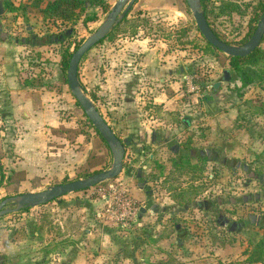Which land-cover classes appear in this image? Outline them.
<instances>
[{"label": "rangeland", "instance_id": "rangeland-1", "mask_svg": "<svg viewBox=\"0 0 264 264\" xmlns=\"http://www.w3.org/2000/svg\"><path fill=\"white\" fill-rule=\"evenodd\" d=\"M48 1L1 0L16 36L29 34V27L39 35L40 48L26 56L28 72L26 68L24 73L41 92L42 127L47 130L32 133V121L19 130L10 122L0 121L2 170L5 175L9 169L30 172L19 186L12 183L1 187L0 201L16 195L10 193L15 188L20 194L76 180L88 155L103 162L91 171L107 169L112 162L110 151L98 146L99 137L75 103L59 61L65 48L73 52L95 32L116 0H106L107 11L87 6L75 21L45 17L42 9ZM234 1L241 11L218 16L213 26L237 41L249 31L253 10L243 4L256 0ZM150 2L156 7L139 18L140 36L148 34L149 44L165 49L176 72L171 80L178 82L176 92L167 86L155 91L162 90L169 98L177 96L178 103L168 108L158 100L153 103L154 94L148 89L133 88L131 66L116 65L117 44L123 45L117 41L119 34L95 45L84 56L78 67L84 93L119 138L132 139V146H126L123 169L116 178L26 212L0 217V239L21 241L18 245L26 249L24 253L28 251L32 264H246L244 251L247 253L264 237V116L247 111L248 101L264 103V85L253 83L247 89L240 87L238 80L231 81L235 73L225 54L207 48L183 0ZM137 9L131 10L130 16ZM91 15L96 20L84 24L83 19ZM123 30L129 37L133 29ZM224 70L230 73L229 82L222 79ZM121 71L122 83L112 85ZM215 83H220L217 88ZM119 111L124 116L115 119ZM134 118L138 119L133 121L135 125L130 121ZM136 123L164 134L172 132L169 138L173 143L164 144L163 149L155 143L141 152ZM51 124L55 128L50 133ZM21 135L31 144L18 147ZM192 136L196 156L187 154V158L202 169L206 191L202 189L197 200L179 207L167 196L171 188L192 181L191 171L179 174L184 170L178 172L174 164L183 161L180 145ZM148 154L155 160L151 161ZM119 192L133 195L136 207L145 209L143 215L138 211L131 225L128 222L122 227L96 216L104 207L105 197ZM173 222L176 231L169 233Z\"/></svg>", "mask_w": 264, "mask_h": 264}, {"label": "crops", "instance_id": "crops-1", "mask_svg": "<svg viewBox=\"0 0 264 264\" xmlns=\"http://www.w3.org/2000/svg\"><path fill=\"white\" fill-rule=\"evenodd\" d=\"M150 1L151 0H138V1L135 0L130 10L126 14V16L135 17L138 14L139 17H141L142 13H145L146 11L150 12L152 8L156 7L155 4L154 6H151L152 4ZM7 6H8L7 8L8 11H10L11 10L10 4L7 3ZM136 6H138L137 11L130 16V13H132L131 10H133ZM159 6H161V4H159L158 7ZM3 14H5V16H3V18L2 17L0 18V121L2 123L10 122V126H12V128L14 129L16 128L17 130L21 129L26 122L32 121L33 123L32 133H34L35 131L39 132L41 128L47 130L45 127H42L41 107H43V104H41V95H40L41 92L40 90L34 87L33 83L28 82V80L26 79L27 75L24 73L26 68L28 72V65L24 64V61H26V56L28 55V53L34 52L36 48L38 49L40 48L41 42H39L40 41L39 35H36L35 32L32 33L33 31H35V29L33 27H29L27 28L29 29V34L28 33L27 35L20 34L16 36L17 31H14L15 29L14 23L10 22L6 17V14H8V12H6L5 10ZM139 26L140 25L138 22V26L135 28L136 34L134 35L130 34L129 37L124 35L126 34L125 32L119 33L118 36L120 37L118 38L117 41L123 42V45L121 46L120 44H117L119 49L116 52L117 55L114 54L115 61L118 62L116 63V65L127 64L131 66L130 69L132 70L134 75H132V80L130 82H132V84L135 85L133 86V88H135L136 90L139 87L146 88L148 89V92L151 95L154 94V96L152 97L153 103H156L158 100L160 104L161 103L163 104L162 106H167L168 108H170L171 106L173 108V106L177 105L178 103L177 96H170L171 98H169L162 90L155 91L158 87L160 89L162 87L167 86L176 92L175 88L178 82L175 79L171 80V77L173 75H176L174 74L176 73L173 69L174 65L171 64L173 61L168 59V54L165 52V49L162 50L157 47L158 45L149 44L150 39L148 37L149 36L148 34L145 36H140V33L142 31H140ZM30 33L32 36H30ZM29 44H32V46H30ZM83 58L84 57H82L81 61L83 60ZM123 60L125 62H123ZM30 68L32 69L33 67ZM103 75L106 74L104 73ZM121 76H122V71L118 76H115L112 79V85L114 84L119 85L120 83H122ZM104 80L107 81L108 78ZM101 86L103 85L101 84ZM248 86H246L245 88L248 89L249 88ZM255 103H261V102H255ZM118 113H117L118 115L115 114L117 115L115 119L116 118L120 119L121 117L124 116V113H122V111H119ZM130 121L133 125H135L133 121L137 122L138 119L134 118V119H130ZM52 128L55 127L54 125L51 124L48 132L51 133ZM135 129L138 140L140 141V149L138 150H140L141 152L145 150H150L148 148L149 145L151 146L154 145L155 143L160 144V146L158 147L159 149L165 148L164 144L171 145V143H173V141H171L169 138V134H171L172 132L169 133L168 131L166 134H164L161 131H158V129L152 130V129L143 128V126L139 125V123H136ZM193 137L194 136H192V139H188L183 144L184 146L180 145V147L182 146L181 148H183V149L180 148L182 150V155H181L182 157L180 156L182 159L186 158L188 155H191L193 158L196 156L195 149L193 148L192 145L193 143L191 142V140H193ZM126 139H127V143L129 145L131 144L132 146V142H131L132 139L129 138ZM17 143H18V147H20V145L26 147V145L31 144L30 142H27L26 137L22 138V135L17 140ZM40 145H43V142H41ZM42 148L43 147H41V149L38 150L41 153L43 151ZM184 151L186 152L185 154ZM148 156L151 161L155 160L153 159L154 156L152 154H148ZM16 158L20 159V157H16ZM23 158H25L26 161L27 157L23 156ZM0 164L3 165L2 162H0ZM189 164H191L190 161ZM25 170H26V178H27L29 176L28 173L30 172L29 169H25ZM126 172L128 171H125V173ZM165 179L166 177L164 178V180ZM162 184L164 185V181H162ZM131 197L134 199V201L136 200L133 195H131ZM167 197L168 199H170V202L172 201L179 207H184L186 205V204L183 205L178 204L176 201H174L172 197L169 195V192ZM198 198L199 196L195 198L192 202H194ZM139 210H140L139 215H143L145 213V209L142 208ZM173 229H174L173 231L175 232L176 227L174 226ZM13 241L14 240L8 239L7 237L0 241V264H32L31 263L32 259L30 260L27 255L28 251L24 253L26 249L25 248L23 249L22 246L18 245L21 244V241L18 243ZM189 259L190 258H188L187 260ZM72 263L73 262H70V264Z\"/></svg>", "mask_w": 264, "mask_h": 264}, {"label": "trees", "instance_id": "trees-1", "mask_svg": "<svg viewBox=\"0 0 264 264\" xmlns=\"http://www.w3.org/2000/svg\"><path fill=\"white\" fill-rule=\"evenodd\" d=\"M243 5L246 8H248V6L249 7L251 6L253 9L252 15L248 22L249 31L242 39L236 41V39H228L225 35L221 34L217 29H215L213 26V21L217 19L218 16H222V15L230 16L232 13H235L237 11L240 12L241 11L240 5L234 0H219L217 2L211 0H200L201 9L203 10L207 23L211 27L214 34L222 41L233 45H242L249 39L251 34L254 32L256 24L264 9V0H256L254 2L251 1L249 3H244ZM87 6L99 7L103 11H107L109 9V5L106 2V0H49L46 3L45 7L42 9V12L45 15V17L75 21L76 19H78L79 14L84 9H86ZM139 18L140 17L138 14L135 17L125 16L122 19V21H120L118 25H115L112 28V30L97 44L103 43L107 40L114 39V36H116V34L125 32L123 29L126 28L133 29L131 31V35L136 34L135 28L138 26ZM95 20H96L95 16L91 15V16H86L83 19V22L84 24H86L89 21H95ZM144 23H146V21H144ZM203 40L207 48H209L211 51H213L214 53L216 52V54L217 52H220L219 50L213 48L208 42H206L204 38ZM262 43H264V36L262 37L258 47H256L250 54L243 57L225 55V59L230 67V70L235 73V78L231 81L238 80L240 82V87L242 88L253 83L264 84V48L261 47ZM71 54L72 52L69 51L68 48H65L63 50V52L60 55V61H59L60 70L64 72L66 71ZM64 81L66 83L65 75H64ZM75 103L80 107V105L76 100ZM250 110H253V112H251ZM247 111H249L250 114L252 115H255V113L257 114L261 113L264 116V103L262 102L255 103L252 101H248ZM254 111L256 112L254 113ZM83 115L86 118V121L91 126V128H93V130L99 137L101 144H99L98 146L99 147L103 146L107 148V150H109L107 144L105 143L99 132L93 127V125L86 117L84 112ZM125 144H126L125 145V149H126V146L128 145L127 139ZM92 155H88L86 157V162L84 163V167L78 173L76 179L87 177L93 174L96 171L95 170L91 171V169L94 168L96 165L98 164L100 165L103 163L101 162L102 160L101 161L93 160L92 158L95 157L94 156L92 157ZM182 160L183 161L181 163H174L176 168L178 169L177 171L180 172L181 170H184L182 173L181 172L179 173L182 175L189 174L191 171L192 174L190 175V178L192 179V181L187 182L186 186H182L180 183L176 185L174 188H171L172 190L169 193V195L178 204L183 205L192 202L198 196L200 197V192L203 191L206 187L204 186L203 183L204 181H201V179L204 178V175H203V171H201L202 169L200 168V166H198L197 164H189L187 157L183 158ZM159 166L160 168H162L161 165ZM8 172H9L8 175H5V172L2 170V165L0 164V188L12 183H17V185L19 186V183L24 181L26 176L25 171L22 169H9ZM198 180H200V182ZM205 191L206 190H204L203 192L205 193ZM10 193L17 194L18 188L11 190ZM29 209L30 207H25L17 212H26ZM169 226H172V228L169 231V233H171L174 230L173 229V227L175 226L174 222L172 224H169ZM243 254L245 255V259L243 260V262L246 264H256L259 262L261 264H264V237L258 239L257 242L254 243L252 248L247 253H245L244 251Z\"/></svg>", "mask_w": 264, "mask_h": 264}, {"label": "water", "instance_id": "water-1", "mask_svg": "<svg viewBox=\"0 0 264 264\" xmlns=\"http://www.w3.org/2000/svg\"><path fill=\"white\" fill-rule=\"evenodd\" d=\"M135 0H116L106 15L105 20L88 38H86L71 54L66 69L67 86L89 119L93 127L99 132L107 144L112 162L110 167L93 173L85 178H80L64 183L50 186L46 189L35 192H24L13 196H8L0 201V217L6 214L17 212L25 207H36L56 200L68 193L81 191L96 184L117 177L123 169V159L125 155V139L119 138L110 125L100 114L92 100L84 93L78 79V65L82 57L103 39L112 28L117 25L128 13ZM192 14L195 25L201 36L213 48L219 50L227 56L243 57L250 54L261 42L264 36V9L256 24L254 32L249 39L242 45H233L219 39L207 23L203 10L200 6V0H184ZM4 13L2 2L0 0V16ZM222 79L225 82L230 81L228 70L222 72ZM220 83H215V88Z\"/></svg>", "mask_w": 264, "mask_h": 264}, {"label": "built area", "instance_id": "built-area-1", "mask_svg": "<svg viewBox=\"0 0 264 264\" xmlns=\"http://www.w3.org/2000/svg\"><path fill=\"white\" fill-rule=\"evenodd\" d=\"M113 195V194H110ZM105 197V204L101 211L96 213L97 218L124 226L128 222H134L139 208L133 198L124 193H115L113 196ZM126 221V222H125Z\"/></svg>", "mask_w": 264, "mask_h": 264}]
</instances>
